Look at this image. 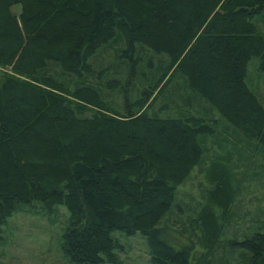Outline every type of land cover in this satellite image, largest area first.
<instances>
[{"label": "trees", "instance_id": "16d2710c", "mask_svg": "<svg viewBox=\"0 0 264 264\" xmlns=\"http://www.w3.org/2000/svg\"><path fill=\"white\" fill-rule=\"evenodd\" d=\"M252 58L264 83V0H0V242L23 206L60 204L71 264H118L114 232L141 233L149 264L209 263L238 196L229 158L240 141L264 150ZM214 110L236 142L216 133ZM209 138L231 148L184 203L195 256L164 220L183 210L175 191ZM229 244L241 252L223 264H264V225Z\"/></svg>", "mask_w": 264, "mask_h": 264}, {"label": "rangeland", "instance_id": "374dc122", "mask_svg": "<svg viewBox=\"0 0 264 264\" xmlns=\"http://www.w3.org/2000/svg\"><path fill=\"white\" fill-rule=\"evenodd\" d=\"M10 10L17 13L19 5L11 6ZM256 64L255 58L250 59L247 63L245 83L254 92L259 103L264 106V83L257 71ZM161 99H158L159 106L162 105ZM214 113L218 120L216 133L225 134L229 142H234L236 135L232 131V127L228 126L216 110ZM226 129L227 135L224 132ZM225 145L229 149L228 142L214 143L211 138L206 141L208 150L203 153L201 163L193 167L188 178L175 191V196L177 192L178 199L182 200L183 210L172 209L164 220L171 233L168 236L171 244L175 246L189 245L195 256L201 253V248L197 244L196 238L192 237V242L189 241V228L184 223L188 211L185 210L184 203L195 204L196 200L200 199L201 190L207 186L204 170L210 159H213L214 154H222L216 149L224 148ZM236 146L243 156L240 157L233 152L229 158V162L233 166L232 171L239 179V183L231 225L225 229L220 238L226 242V248L218 249L214 258L207 264H223L221 259L224 260L225 257H228L229 260L233 253L240 254L241 249L237 248L233 251L229 243L241 240L256 228L264 225V150L247 141H240ZM66 219V208L60 204L56 205L50 214H47L38 203L23 206L14 212L1 227L3 239L0 242V264H71L60 251L61 234ZM180 230L183 232L180 233ZM262 230L260 229V231ZM113 237L120 245L114 249L118 264H149L148 249L141 233L135 232L133 235L127 236L121 232H114ZM227 264L235 263L230 260Z\"/></svg>", "mask_w": 264, "mask_h": 264}]
</instances>
